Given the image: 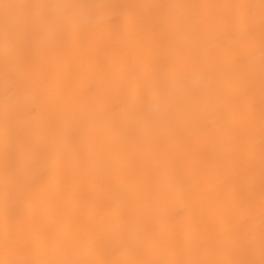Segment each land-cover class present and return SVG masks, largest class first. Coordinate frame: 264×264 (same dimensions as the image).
Returning a JSON list of instances; mask_svg holds the SVG:
<instances>
[{
  "label": "snow or ice",
  "instance_id": "1",
  "mask_svg": "<svg viewBox=\"0 0 264 264\" xmlns=\"http://www.w3.org/2000/svg\"><path fill=\"white\" fill-rule=\"evenodd\" d=\"M0 264H264V0H0Z\"/></svg>",
  "mask_w": 264,
  "mask_h": 264
},
{
  "label": "bare ground",
  "instance_id": "2",
  "mask_svg": "<svg viewBox=\"0 0 264 264\" xmlns=\"http://www.w3.org/2000/svg\"><path fill=\"white\" fill-rule=\"evenodd\" d=\"M100 2H108V3H113V4H132V3H146V2H153V0H100ZM119 10L114 9L110 10L109 14L110 15H116L118 14ZM46 117V112L42 111L40 113L39 118L44 119ZM18 119L23 124L24 126H32L35 121L29 119L26 117L23 112H18Z\"/></svg>",
  "mask_w": 264,
  "mask_h": 264
}]
</instances>
